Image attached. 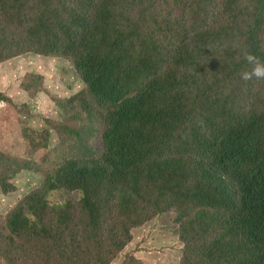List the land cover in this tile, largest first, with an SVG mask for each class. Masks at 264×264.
<instances>
[{
    "label": "trees",
    "instance_id": "16d2710c",
    "mask_svg": "<svg viewBox=\"0 0 264 264\" xmlns=\"http://www.w3.org/2000/svg\"><path fill=\"white\" fill-rule=\"evenodd\" d=\"M152 1L0 0V103L26 116L23 136L0 134V171L46 172L29 207L9 217V264L14 255L23 264H99L130 238V228L109 231L110 217L135 227L143 207L175 215L182 264H264V104L248 94L254 79L240 81L252 66L245 52L264 61L260 24H250L264 0H192L170 32L156 24ZM130 71L147 85L141 99L128 90ZM57 108L63 122L51 118ZM45 115L40 136L49 141L31 144L27 125ZM14 121L5 115L0 125ZM37 156L59 161L46 168ZM59 187L80 193L51 206L52 220L77 233L64 246L40 230Z\"/></svg>",
    "mask_w": 264,
    "mask_h": 264
},
{
    "label": "rangeland",
    "instance_id": "374dc122",
    "mask_svg": "<svg viewBox=\"0 0 264 264\" xmlns=\"http://www.w3.org/2000/svg\"><path fill=\"white\" fill-rule=\"evenodd\" d=\"M185 6H193L192 0H168L163 4L156 7L153 11L156 16V22H164L163 30L165 29L167 32H170L169 23H174L180 20L185 15V9H183V16H178V9L180 5ZM260 24L259 30L262 32L261 39L264 42V13L262 14L261 20L257 18L254 12L250 15V24L256 26ZM188 28V27H187ZM186 28V29H187ZM32 56L38 57L40 56L37 53L31 52ZM252 67V66H251ZM250 67V70H251ZM4 72L0 70V90L5 86V80L3 77ZM240 80V79H239ZM242 81V80H240ZM245 84H249L248 82H244ZM250 92L248 94H252L257 96L264 101V80L256 81L255 79L249 86ZM222 100V98H221ZM227 108L224 103H222V109ZM107 114L106 109L104 108L103 112ZM5 115L14 118V122H7L5 126L0 125V134L5 132V129L10 133V136H23L24 132L22 126L24 125V121L26 120V116L21 114L18 109H14V107H9L7 104L0 103V120ZM51 118L57 122H63L65 119L64 112L57 108L53 111ZM29 128L33 129L34 135L31 140V144L35 143L37 140L38 143L49 141L48 139H43L40 135L45 133L47 130V116L45 115L43 119H39L33 121L31 125H27ZM48 131V130H47ZM2 150V145L0 142V151ZM33 152V148H32ZM31 152V153H32ZM15 159V157H14ZM37 159L46 167L50 168L54 166V164L59 161L58 159L48 160L42 157L37 156ZM20 162L26 161V158H19ZM37 172H28V173H17L11 172L8 173L6 170L0 171V232H3V235L0 234L3 240L0 239V264H9L5 255L12 252L13 248L10 249V236L11 230L7 233V222L9 220L10 215L18 211L21 207L27 208L29 207L25 202L28 198V195L33 193L36 189L35 187H42L41 182L44 180V172L43 170H39L35 168ZM80 199V193L73 192L71 189L65 187L57 188L50 196L48 200L49 204V221L42 226H40V230L43 234H45V230L52 232L53 235L57 237H62L61 244L64 246L67 243H73V241L77 238V233L74 229L70 227L64 226V223L60 221H53L52 215L54 214L53 210H51L52 205L59 204H69L77 203ZM144 206V205H143ZM177 214L176 211H173ZM162 213H152L145 207L140 210V215L143 219V223L138 226L132 227V224L129 221L128 217L122 218H113L110 217V221L108 223L109 231L112 227L117 226L121 232L130 228V238H123V242L125 243L124 247L118 251L114 252V255L109 256L108 259H104L99 264H182L183 255H184V247L185 242L181 237L182 228L178 222L175 221V215L170 213L166 215L160 216ZM122 215V213L116 214ZM113 215V216H116ZM159 216V217H158ZM33 219V218H32ZM49 223V224H48ZM5 234V235H4ZM109 235V232H107ZM24 238H30L33 235V232L24 233ZM7 237L9 241H7ZM106 241V251L110 250L109 245L110 242L105 237ZM6 244V245H5ZM28 254L31 257L35 256L32 253V249L25 248ZM56 256H58V250L56 251ZM44 257V253L42 254ZM60 260L61 258L58 257ZM12 259L15 260L14 264H23L19 261L16 255L12 256ZM36 259V258H35ZM38 260V259H37ZM39 264H58V261L53 260L51 263H48L45 259L43 261L38 260Z\"/></svg>",
    "mask_w": 264,
    "mask_h": 264
},
{
    "label": "clouds",
    "instance_id": "9594fccd",
    "mask_svg": "<svg viewBox=\"0 0 264 264\" xmlns=\"http://www.w3.org/2000/svg\"><path fill=\"white\" fill-rule=\"evenodd\" d=\"M166 1H168V0H153L152 1L153 11L156 9V7H158L159 5L163 4ZM152 14H155V13L152 12ZM156 24H158V26L161 25V28H163L165 23L157 21ZM188 29H189V27L186 29V31ZM36 49L37 48L35 47L32 50V52L39 54ZM243 58L249 65H252V67H251L250 71H244L241 73V76H240L241 80H243L245 82L252 81L253 79H255L256 81L264 80V61H261L259 59V57H257L255 54H253L251 52H245L243 54ZM129 81L130 82L127 85V87H128L129 92L131 93L132 97H135L137 99H141L142 97H144L146 95L147 85L143 84L144 82L137 72H131L130 71ZM155 81H159V83L162 84V82H160L159 79L155 80ZM87 89H89L88 85H87ZM221 102L223 103V100H221ZM261 102L264 104V101H261ZM104 108L106 109L107 114H108V109L106 107H104ZM123 109H124V111H129V112L135 111V108L129 107V105L126 102H123ZM227 112H229V109L223 108L220 116L227 114ZM113 122L119 128L124 127L121 124H119L116 120H113ZM175 221H176V219H175Z\"/></svg>",
    "mask_w": 264,
    "mask_h": 264
}]
</instances>
